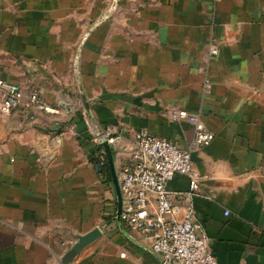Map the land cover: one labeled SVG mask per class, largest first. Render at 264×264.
<instances>
[{
    "label": "crops",
    "instance_id": "crops-1",
    "mask_svg": "<svg viewBox=\"0 0 264 264\" xmlns=\"http://www.w3.org/2000/svg\"><path fill=\"white\" fill-rule=\"evenodd\" d=\"M0 79L53 108L3 114L0 92V264H59L95 228L69 264H159L92 138L123 132L119 177L137 130L190 147L181 108L215 138L192 152L200 190L179 216L192 204L219 264H264V0H0Z\"/></svg>",
    "mask_w": 264,
    "mask_h": 264
},
{
    "label": "built area",
    "instance_id": "built-area-1",
    "mask_svg": "<svg viewBox=\"0 0 264 264\" xmlns=\"http://www.w3.org/2000/svg\"><path fill=\"white\" fill-rule=\"evenodd\" d=\"M212 55L219 53L218 46L211 47ZM204 91L210 92V79H205ZM2 93L1 111L10 114L15 110L29 112L35 119L38 110H53L44 102L38 91L27 92L20 84L0 79ZM175 120H187L194 128V139L184 149L171 139L154 135L146 129L134 133L130 159L119 174L123 208L120 218L131 230L140 233L161 257L159 264H219L212 250L210 238L203 224L196 218L190 204L182 216L181 199L192 200L200 190V173L196 170L192 152L209 144L215 134L209 130L199 114L185 108L172 111ZM124 138L117 128L98 131L92 138L102 145L104 140L116 144ZM108 163L104 152L95 164L103 171ZM177 175L190 179V189L185 194L174 192L169 181Z\"/></svg>",
    "mask_w": 264,
    "mask_h": 264
},
{
    "label": "water",
    "instance_id": "water-1",
    "mask_svg": "<svg viewBox=\"0 0 264 264\" xmlns=\"http://www.w3.org/2000/svg\"><path fill=\"white\" fill-rule=\"evenodd\" d=\"M102 146H104L105 148L107 159L110 164L111 170L113 172L114 181H115L118 198H119L117 216L120 218L122 208H123V197H122V193L120 190L119 177L117 175L116 168H115L113 148L107 140L103 141ZM102 234L103 232L101 228H95L91 232L79 236L76 243L73 244V246L64 254L59 264H69L84 246L93 242L94 240L99 238Z\"/></svg>",
    "mask_w": 264,
    "mask_h": 264
},
{
    "label": "trees",
    "instance_id": "trees-1",
    "mask_svg": "<svg viewBox=\"0 0 264 264\" xmlns=\"http://www.w3.org/2000/svg\"><path fill=\"white\" fill-rule=\"evenodd\" d=\"M106 166H108V164L106 165ZM107 168V167H106ZM104 169V168H103Z\"/></svg>",
    "mask_w": 264,
    "mask_h": 264
}]
</instances>
